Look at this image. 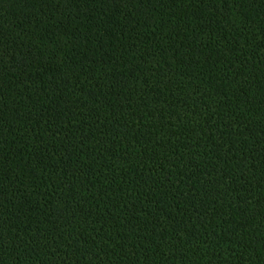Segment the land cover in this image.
Instances as JSON below:
<instances>
[{
	"label": "trees",
	"instance_id": "1",
	"mask_svg": "<svg viewBox=\"0 0 264 264\" xmlns=\"http://www.w3.org/2000/svg\"><path fill=\"white\" fill-rule=\"evenodd\" d=\"M0 264H264V0H0Z\"/></svg>",
	"mask_w": 264,
	"mask_h": 264
}]
</instances>
